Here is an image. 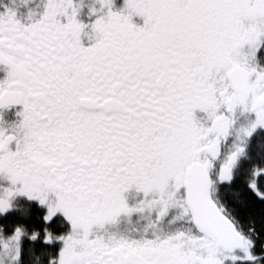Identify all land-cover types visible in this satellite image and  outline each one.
Wrapping results in <instances>:
<instances>
[{
  "label": "snow or ice",
  "instance_id": "6c2138e0",
  "mask_svg": "<svg viewBox=\"0 0 264 264\" xmlns=\"http://www.w3.org/2000/svg\"><path fill=\"white\" fill-rule=\"evenodd\" d=\"M0 264H264V0H0Z\"/></svg>",
  "mask_w": 264,
  "mask_h": 264
},
{
  "label": "trees",
  "instance_id": "16d2710c",
  "mask_svg": "<svg viewBox=\"0 0 264 264\" xmlns=\"http://www.w3.org/2000/svg\"><path fill=\"white\" fill-rule=\"evenodd\" d=\"M30 209H31V221L32 222H35L36 217L38 215V212L37 211H34L32 208H30ZM12 218L13 219H16V214H13V217Z\"/></svg>",
  "mask_w": 264,
  "mask_h": 264
},
{
  "label": "rangeland",
  "instance_id": "374dc122",
  "mask_svg": "<svg viewBox=\"0 0 264 264\" xmlns=\"http://www.w3.org/2000/svg\"><path fill=\"white\" fill-rule=\"evenodd\" d=\"M120 2L122 3V0H120ZM137 21L139 22V23H141V21L137 18ZM25 208H32L34 211H36L37 210V212L39 211L36 207H35V205H33L32 207H30V205H25Z\"/></svg>",
  "mask_w": 264,
  "mask_h": 264
},
{
  "label": "flooded vegetation",
  "instance_id": "af4514ba",
  "mask_svg": "<svg viewBox=\"0 0 264 264\" xmlns=\"http://www.w3.org/2000/svg\"><path fill=\"white\" fill-rule=\"evenodd\" d=\"M138 22V21H137ZM139 23V22H138ZM141 23H142V21H141ZM34 205V204H33ZM33 205H30V207H32ZM37 211V210H36ZM39 212V211H38ZM17 218V217H16Z\"/></svg>",
  "mask_w": 264,
  "mask_h": 264
}]
</instances>
